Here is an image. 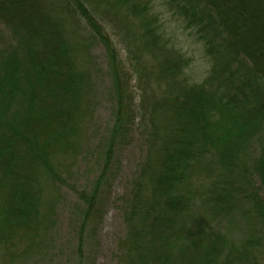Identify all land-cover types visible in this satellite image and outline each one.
Returning <instances> with one entry per match:
<instances>
[{"label": "trees", "instance_id": "1", "mask_svg": "<svg viewBox=\"0 0 264 264\" xmlns=\"http://www.w3.org/2000/svg\"><path fill=\"white\" fill-rule=\"evenodd\" d=\"M158 1L0 0V254L53 250L48 194L91 158L89 130L99 172L77 191L81 254L112 204L117 150L139 139L118 264H264V0ZM163 10L202 46V82L188 79ZM94 47L108 60L100 99L78 65ZM104 96L106 136L91 129Z\"/></svg>", "mask_w": 264, "mask_h": 264}, {"label": "rangeland", "instance_id": "2", "mask_svg": "<svg viewBox=\"0 0 264 264\" xmlns=\"http://www.w3.org/2000/svg\"><path fill=\"white\" fill-rule=\"evenodd\" d=\"M153 5L157 9V5H160V3L158 0H154ZM163 11L167 28L166 36L173 41L186 57L192 60V65L186 73L188 79L191 83L202 82L210 67L202 46L194 42L190 33L184 29L179 21L173 18L170 13H167L166 10ZM78 65L92 73L95 82V98L100 99L110 85L108 60L104 50L101 47H94L85 54L82 52L79 56ZM100 104L97 113L93 115L95 123L91 129L92 133L95 134V127H103L105 130L103 134L106 136L108 128L112 125L110 97L105 98L104 96L103 102ZM87 133L89 134L90 143L89 147L88 144L84 145V153H87L91 158H88L87 161L83 158L84 160L81 161L80 157L77 161L71 162L73 169H71L70 175H65L67 186L62 188L59 195H56L58 197L56 201L54 199L55 193L48 194L50 202L55 203L53 205L54 224L51 231L53 250L51 248L49 253L32 254L25 260L16 258V261L11 260L9 256L5 257L0 254V264H118L119 242L125 239L127 233V227L119 210L121 206L119 199L122 195L125 196L131 191L146 152L141 147L142 143L138 137H135L138 140L126 150H117V159L120 160V165L117 180L114 183L113 196L109 200L112 204H109L106 208V214L96 236L92 235L90 230L86 231L81 254L79 248L82 243L80 240L82 217L77 201V191L81 192L91 188L98 175L97 172H99V168L95 166V151L98 142L91 138L89 130ZM80 170H82V173L79 172ZM41 236H44L43 231Z\"/></svg>", "mask_w": 264, "mask_h": 264}]
</instances>
